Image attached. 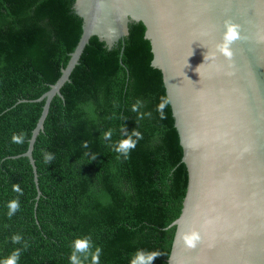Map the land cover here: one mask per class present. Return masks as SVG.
Masks as SVG:
<instances>
[{
  "label": "trees",
  "instance_id": "trees-1",
  "mask_svg": "<svg viewBox=\"0 0 264 264\" xmlns=\"http://www.w3.org/2000/svg\"><path fill=\"white\" fill-rule=\"evenodd\" d=\"M73 2L0 0V261L21 249L17 264H70L72 242L90 238L92 251L102 250L99 264H130L138 250L158 253L152 264H168L169 225L181 210L187 168L141 21L130 22L112 48L91 36L63 97L52 98L32 151L36 208L32 166L16 156L42 111L44 100L35 99L59 77L80 37ZM132 131L143 138L128 159L117 158L111 145ZM20 133L24 142H12ZM44 152L54 155L50 164ZM17 198L20 208L9 218L7 205ZM16 234L20 243L11 240Z\"/></svg>",
  "mask_w": 264,
  "mask_h": 264
},
{
  "label": "water",
  "instance_id": "water-1",
  "mask_svg": "<svg viewBox=\"0 0 264 264\" xmlns=\"http://www.w3.org/2000/svg\"><path fill=\"white\" fill-rule=\"evenodd\" d=\"M81 34L50 84L26 156L32 155L52 98L96 35L112 48L141 21L151 65L161 70L187 168V186L168 264H264V0H74ZM225 21L239 25L231 58L216 51ZM216 53L214 58L209 54ZM205 56V59H204ZM195 230L193 249L178 242Z\"/></svg>",
  "mask_w": 264,
  "mask_h": 264
},
{
  "label": "clouds",
  "instance_id": "clouds-1",
  "mask_svg": "<svg viewBox=\"0 0 264 264\" xmlns=\"http://www.w3.org/2000/svg\"><path fill=\"white\" fill-rule=\"evenodd\" d=\"M225 32L222 35V42L217 45L216 51L222 53L225 57L231 58L230 46L231 44L240 38L239 36V25L232 23L231 21H225ZM216 53L209 54V58H214ZM205 59V56H204ZM163 107V106H161ZM135 110V107L133 108ZM126 138L121 139L111 145L112 151L117 153V158L123 156L124 159H128L130 151L134 150L137 143L140 139H142V134L138 131H132L131 135H127L125 133ZM112 136V131L104 133L105 139H110ZM135 137V139H133ZM12 142L16 144H22L24 142V134L20 133L19 135L13 134ZM84 147H87V143L83 144ZM54 159V155L52 153L44 152L43 153V161L45 164H50ZM13 190L18 194L22 195V189L19 185H13ZM8 207V216L11 218L20 208L19 200L14 199L10 201L7 205ZM21 236L16 234L11 237L13 243H20ZM178 242H182L183 246L186 249H193L197 246V244L201 240L200 234L195 231H189L186 233H180L177 237ZM25 250L27 249V245L24 246ZM72 254L70 256V264H85V261L91 256V264H99V257L101 254V249L99 247L95 248V251H92V244L90 238L83 239H75L72 242ZM21 254V249H15L7 258L0 261V264H17ZM80 254V255H78ZM158 253L156 252H145V251H137L132 259L130 260V264H152V261L155 257H157ZM83 256V259H81Z\"/></svg>",
  "mask_w": 264,
  "mask_h": 264
}]
</instances>
